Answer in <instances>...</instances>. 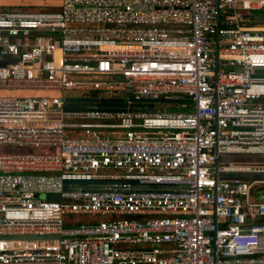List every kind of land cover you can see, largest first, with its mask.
Masks as SVG:
<instances>
[{"label": "built area", "instance_id": "built-area-1", "mask_svg": "<svg viewBox=\"0 0 264 264\" xmlns=\"http://www.w3.org/2000/svg\"><path fill=\"white\" fill-rule=\"evenodd\" d=\"M254 11L264 0L0 7V89L38 93L0 96V264H264Z\"/></svg>", "mask_w": 264, "mask_h": 264}, {"label": "rangeland", "instance_id": "rangeland-1", "mask_svg": "<svg viewBox=\"0 0 264 264\" xmlns=\"http://www.w3.org/2000/svg\"><path fill=\"white\" fill-rule=\"evenodd\" d=\"M5 8H7L6 6H4ZM8 9V8H7ZM15 9H20V10H27V9H36V7H28V6H20L17 7ZM251 14L253 15H260L263 14L262 11H254L251 12ZM254 24L257 23L256 21H252L251 19L246 22V24ZM34 94H38L37 92L34 91H28V90H17V89H0V96H10V97H20V96H30V95H34ZM62 95H69V96H73L75 97L76 95H79V92H66V91H62L61 92ZM188 102V101H186ZM158 108L164 109L166 111H174V110H185L183 109L182 105H180L179 103H167V102H159L157 104ZM9 151H14L17 152L18 149H15L13 147H9L8 149ZM6 151V149H2L0 148V152ZM221 158L223 161L225 162H242V163H246L248 161H250L252 159V157L248 156V155H221ZM261 157L259 156L258 159H260ZM260 176V175H259ZM256 199L260 200V199H264V185H261L260 187H258L256 189Z\"/></svg>", "mask_w": 264, "mask_h": 264}, {"label": "trees", "instance_id": "trees-1", "mask_svg": "<svg viewBox=\"0 0 264 264\" xmlns=\"http://www.w3.org/2000/svg\"><path fill=\"white\" fill-rule=\"evenodd\" d=\"M57 5L58 0H0V7L3 9H15L20 6H32L36 7V9H54Z\"/></svg>", "mask_w": 264, "mask_h": 264}, {"label": "water", "instance_id": "water-1", "mask_svg": "<svg viewBox=\"0 0 264 264\" xmlns=\"http://www.w3.org/2000/svg\"><path fill=\"white\" fill-rule=\"evenodd\" d=\"M252 19H263L264 20V14H260V15H251ZM65 100H72V98H66ZM76 100H83V101H90V100H94V99H90V98H77ZM123 99H111V98H101L99 99V102L98 104L100 106H104V107H110L111 105V101H122ZM183 101V99H177V98H161V99H158L157 101L155 102H167V103H181ZM245 176V175H244ZM72 182H77V183H83V184H86V183H92L94 181H72ZM41 197H44V198H47V199H53V198H57L58 195L57 194H54V193H47L45 194L44 196H41Z\"/></svg>", "mask_w": 264, "mask_h": 264}, {"label": "crops", "instance_id": "crops-1", "mask_svg": "<svg viewBox=\"0 0 264 264\" xmlns=\"http://www.w3.org/2000/svg\"><path fill=\"white\" fill-rule=\"evenodd\" d=\"M252 19V18H251ZM253 21H256L257 23L251 24L250 25H264V20L263 19H252Z\"/></svg>", "mask_w": 264, "mask_h": 264}, {"label": "flooded vegetation", "instance_id": "flooded-vegetation-1", "mask_svg": "<svg viewBox=\"0 0 264 264\" xmlns=\"http://www.w3.org/2000/svg\"><path fill=\"white\" fill-rule=\"evenodd\" d=\"M76 96H80V95H76ZM80 97L86 98L85 96H80Z\"/></svg>", "mask_w": 264, "mask_h": 264}]
</instances>
